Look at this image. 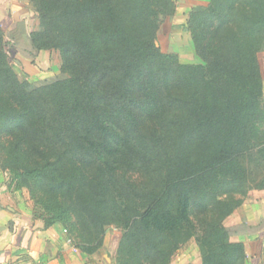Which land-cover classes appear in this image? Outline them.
<instances>
[{
    "label": "trees",
    "instance_id": "16d2710c",
    "mask_svg": "<svg viewBox=\"0 0 264 264\" xmlns=\"http://www.w3.org/2000/svg\"><path fill=\"white\" fill-rule=\"evenodd\" d=\"M32 1V44L59 49L69 77L29 89L0 28V152L45 225L74 218L76 246L93 254L116 224L117 264H170L194 237L202 264H247L224 220L264 189V0L191 12L195 64L156 44L174 0Z\"/></svg>",
    "mask_w": 264,
    "mask_h": 264
},
{
    "label": "crops",
    "instance_id": "0c3cea01",
    "mask_svg": "<svg viewBox=\"0 0 264 264\" xmlns=\"http://www.w3.org/2000/svg\"><path fill=\"white\" fill-rule=\"evenodd\" d=\"M174 1L176 10L169 22L175 27H185L191 12L204 9L211 2ZM44 51L47 50L38 53ZM258 59L264 106V48ZM28 198L27 191L13 184L0 166V264H116L120 233L118 242L112 243L106 232L102 248L88 254L73 241L69 242L70 237L61 223L46 226L44 219L30 206ZM224 224L231 240L245 243L247 264H264V189L250 190L242 205L224 220ZM102 249L104 254H100Z\"/></svg>",
    "mask_w": 264,
    "mask_h": 264
},
{
    "label": "rangeland",
    "instance_id": "374dc122",
    "mask_svg": "<svg viewBox=\"0 0 264 264\" xmlns=\"http://www.w3.org/2000/svg\"><path fill=\"white\" fill-rule=\"evenodd\" d=\"M163 11L162 8H159L157 15L159 30L156 44L159 48L163 52L176 54L181 63H204L194 45L188 24L186 23L185 27L173 26L169 22V18L174 13L171 15ZM0 28L6 41L4 50L9 57V61L19 77L30 82L29 89L32 90L41 84L69 77V74L63 70L64 59L59 49L52 48L39 54V50L32 44L31 32L41 29V15L32 0H7L6 2L0 0ZM262 129V132L258 135H264V126ZM0 166L2 168L4 166L2 152H0ZM134 177H136V174ZM143 182L142 178L139 177L138 186L142 187ZM21 188L27 191L28 201L30 206L35 209L36 215L42 218L48 217L49 214L41 203L40 197H34L27 187ZM72 221H74V218L71 222L59 223L67 229L66 234L72 239L73 243L78 245L80 238L71 231ZM106 232L108 241L112 243L118 242V233H120V239L123 235L122 230L116 224L108 225ZM104 253L105 250L102 249L100 254ZM170 264H202L200 248L195 237L181 247L172 257Z\"/></svg>",
    "mask_w": 264,
    "mask_h": 264
},
{
    "label": "built area",
    "instance_id": "2783aa9c",
    "mask_svg": "<svg viewBox=\"0 0 264 264\" xmlns=\"http://www.w3.org/2000/svg\"><path fill=\"white\" fill-rule=\"evenodd\" d=\"M65 232H67V229H65ZM69 240V242H71L72 241V239L70 238V239H68Z\"/></svg>",
    "mask_w": 264,
    "mask_h": 264
}]
</instances>
